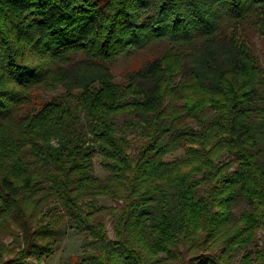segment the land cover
<instances>
[{
    "label": "trees",
    "instance_id": "16d2710c",
    "mask_svg": "<svg viewBox=\"0 0 264 264\" xmlns=\"http://www.w3.org/2000/svg\"><path fill=\"white\" fill-rule=\"evenodd\" d=\"M256 35L264 0H0V264H264Z\"/></svg>",
    "mask_w": 264,
    "mask_h": 264
},
{
    "label": "rangeland",
    "instance_id": "374dc122",
    "mask_svg": "<svg viewBox=\"0 0 264 264\" xmlns=\"http://www.w3.org/2000/svg\"><path fill=\"white\" fill-rule=\"evenodd\" d=\"M253 44H254V52L256 56L258 57L259 63L262 66L263 73H264V56L262 54V50L264 47V40L260 36H255L253 38ZM141 56L139 57H131L129 59H119L113 66L112 70L114 74L116 75V81L121 80V74L127 69V68H134L136 65L139 64L141 61ZM54 96V93H46L43 95L44 100H49ZM183 154V150L179 149L173 153H170L166 159H174L175 157L181 156ZM99 156L94 157V166H93V174L96 177L103 178L106 175V172L102 169V167L99 165ZM98 204L101 205H110L112 204V201L107 198H99L97 201ZM245 208L244 203H239L234 209L233 212L235 216L239 214L243 209ZM106 228L108 230V234L111 236V228L109 221L106 223ZM251 248V247H250ZM82 254V247H81V236L77 235L75 232L71 230H67L64 236L60 239L58 249L45 260L43 264H66L68 262H72V260H76L79 258ZM236 264V262L234 263Z\"/></svg>",
    "mask_w": 264,
    "mask_h": 264
}]
</instances>
